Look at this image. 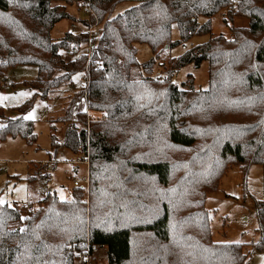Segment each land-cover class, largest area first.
I'll return each mask as SVG.
<instances>
[{
    "label": "trees",
    "instance_id": "obj_1",
    "mask_svg": "<svg viewBox=\"0 0 264 264\" xmlns=\"http://www.w3.org/2000/svg\"><path fill=\"white\" fill-rule=\"evenodd\" d=\"M84 1L92 13L75 19L99 33L88 61L85 54L70 57L71 47L84 44L88 34L66 31L57 40L50 37L54 24L70 17L63 8L51 6V0H0V69L17 64L37 68L36 78L25 83L33 92L16 108L20 115L5 117L0 107V142L19 136L32 144V122L23 117L32 99L48 100L50 93L82 75L84 81L57 121L66 124L64 138L57 141L53 134L51 146L82 153L88 161L89 201L88 235L81 186H72L67 200L47 191L31 210L16 202L0 203V264H75L74 252H84L87 244L104 249L106 264H245L250 251L244 244L213 241L205 199L218 188L229 164H239L243 171L261 165L264 188V0H238L249 23L245 39L238 31L234 37L245 45L246 36L263 37L242 50L240 59H225L235 71L228 79L234 80L219 86L217 79L228 75L223 71L215 84L210 79L209 90L196 92H179L170 80L162 86L160 80L133 76L137 69L152 67L164 44H175L170 39L173 22L182 41L210 33L209 21L199 24L197 17L209 18L231 0ZM122 1L135 4L112 18ZM136 43L148 45L153 56L138 62ZM217 43L209 38L196 44L171 60L172 69L205 60L223 62V68ZM228 43L224 40L221 47ZM77 98H84L86 109L75 103ZM85 110L100 111L105 119L86 123ZM165 142L194 148L179 173L173 174L175 165L163 158ZM140 176L154 183L146 193L136 181ZM138 198L155 214L141 219L144 215L132 209ZM255 212L259 235L250 247L264 252V193L255 201Z\"/></svg>",
    "mask_w": 264,
    "mask_h": 264
},
{
    "label": "rangeland",
    "instance_id": "obj_2",
    "mask_svg": "<svg viewBox=\"0 0 264 264\" xmlns=\"http://www.w3.org/2000/svg\"><path fill=\"white\" fill-rule=\"evenodd\" d=\"M231 1L230 4L222 7L209 18L197 17L199 24L209 21L210 33L195 34L186 41H182L178 27L173 22L170 39L175 44L171 47L164 44L153 56L148 45L136 43L138 62L143 63L153 56L154 63L150 69H137L133 78L141 81L154 80L157 82L160 80L158 84L162 86L163 82L170 80L175 83L179 92H190V90L196 92L209 90L210 79L215 84L216 76L218 77L225 71L228 75L224 80L223 78L217 79V84L220 86L223 83L225 85L231 83L234 76L229 79L228 77L235 71L233 69L232 72V67L226 65L225 59H240L241 52L254 47L253 43L261 41L263 37L261 33L255 36H246L249 45H245L239 38L234 37V32L238 31L240 37L245 39V29L248 26L249 18L239 12L238 0ZM134 4L132 1L117 3L110 16L113 18ZM50 5L61 7L70 15V17L63 18L54 24L50 31V37L53 40L63 36L64 32L68 31L69 25L77 21L75 18H87V13L84 12L86 9L84 0H71L69 3L65 0H51ZM106 17L102 20L103 22L106 21ZM92 29L96 32L95 28L92 27ZM209 38L218 41L217 45H219L215 52L223 57V68V62L210 65V62L205 60L199 66L188 64L179 70L172 69V59L196 44L206 42ZM224 40L229 43L226 44L227 46L221 47ZM68 56V54H64L65 59ZM2 70L0 69V107L5 117L14 118L20 115L16 108L32 97L33 90L25 83L36 78L37 68L34 65L17 64L7 68L4 72ZM81 83L80 79L74 78L71 83L50 93L47 97L48 100H41L38 97L32 99L30 108L23 114L24 118L32 117L31 119L26 118L32 122V132L35 136L32 144H28L24 138L19 136L7 137L0 142V201L35 207L36 201L47 191H55L59 199L67 200L72 190V181L76 178L87 177L88 164L84 162L85 157L82 153L74 154L65 148L54 151L51 146L53 134L57 141L61 142L64 138L66 124L57 121L64 114V107L78 91ZM83 101L84 98H77L75 103L83 104L82 109H86V103ZM75 118L77 117L74 113L73 119L75 120ZM103 119H105L104 114L100 111H86V123ZM2 123L0 121V125ZM76 124L82 127L81 123L76 122ZM52 126H55L56 130H52ZM135 134L137 137L139 136V134ZM193 150L194 148L172 146L165 142L163 158L175 165L173 174L181 172L188 166V158ZM195 169L196 165L190 169L193 176L197 172ZM136 181H139V186L145 193L154 184L152 179L144 176L137 177ZM81 188L84 187L81 186ZM87 192L85 189L83 198L87 208L85 233L88 235L89 201ZM263 193L261 165L252 164L246 171H243L241 165L229 164L220 178L218 188L206 195L205 207L208 210L213 241L244 244L245 251L248 249L250 251L245 264H264V252L252 251L250 247V244L258 240L255 201L262 199ZM136 201L139 204L133 206L132 209H138L144 215L141 219H144L146 214H155V210L144 204V199L138 198ZM140 205L144 209L139 207ZM110 226L108 225V227ZM91 259L90 264H106L104 249L98 248L96 255ZM78 263L79 261L75 260V264Z\"/></svg>",
    "mask_w": 264,
    "mask_h": 264
},
{
    "label": "built area",
    "instance_id": "obj_3",
    "mask_svg": "<svg viewBox=\"0 0 264 264\" xmlns=\"http://www.w3.org/2000/svg\"><path fill=\"white\" fill-rule=\"evenodd\" d=\"M85 13L91 14L92 11L89 8H86L84 10ZM68 32L74 34V35H79V34H88V40L82 44V45H73L70 50V57L76 58L79 57L81 54H85L87 56V61L90 59L91 55V49L93 46V40L98 39L99 33L96 31H93L91 26H87L86 23H83L82 21H76L72 22L69 25ZM95 67H98V64H95ZM77 79H80V81H84V78L82 75H79ZM86 164H88V161H84ZM73 186H82L85 189H88V175L86 178H76L72 181ZM26 207L31 210L32 206H27ZM98 250V247L91 246L89 244L86 245L85 251L80 252V251H75L74 254L78 256V261L80 260L82 264H90L91 263V257L93 258L96 255V252ZM80 257V258H79Z\"/></svg>",
    "mask_w": 264,
    "mask_h": 264
},
{
    "label": "snow or ice",
    "instance_id": "obj_4",
    "mask_svg": "<svg viewBox=\"0 0 264 264\" xmlns=\"http://www.w3.org/2000/svg\"><path fill=\"white\" fill-rule=\"evenodd\" d=\"M26 118L31 119L32 117H31V116H28V117H26ZM0 203H3V201H0ZM21 219H24V218L22 217Z\"/></svg>",
    "mask_w": 264,
    "mask_h": 264
}]
</instances>
